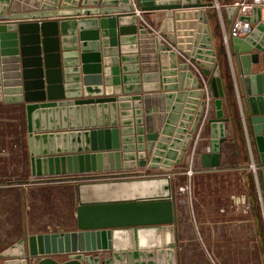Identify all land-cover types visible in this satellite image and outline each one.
<instances>
[{
  "label": "water",
  "instance_id": "1",
  "mask_svg": "<svg viewBox=\"0 0 264 264\" xmlns=\"http://www.w3.org/2000/svg\"><path fill=\"white\" fill-rule=\"evenodd\" d=\"M135 1L143 15L166 11L159 31L185 57L139 23L130 0H0V102L24 108L33 177L126 176L140 173L137 167L181 164L202 120L205 86L215 115L208 119L211 140L203 158L207 167L221 164L230 118L205 14L214 3ZM226 11L232 20L236 8ZM241 18L253 29L230 37V44L264 199L263 9ZM159 179L166 180L165 192L128 197H107V189L153 179L79 184L77 229L26 234L0 252L1 263L176 264L172 239L151 246L136 240L146 228L174 233L169 178ZM116 231H129L133 244L118 247Z\"/></svg>",
  "mask_w": 264,
  "mask_h": 264
},
{
  "label": "rangeland",
  "instance_id": "2",
  "mask_svg": "<svg viewBox=\"0 0 264 264\" xmlns=\"http://www.w3.org/2000/svg\"><path fill=\"white\" fill-rule=\"evenodd\" d=\"M23 115L19 106L10 109L0 104V117L15 119L13 123L0 124V148L9 149L10 158L15 157L13 161L18 160L19 164L27 161ZM233 136L240 160L247 163L246 170L237 162L230 167L198 170L199 142L192 143L183 162L176 164L180 166L169 172L150 170L140 176H117L111 171L74 174L69 176L74 179H67L72 182L50 183L57 185L32 193L28 208L30 229L39 233L76 230L79 184L168 177L175 203L172 253L176 264H264V213L260 205L263 198L252 166L255 160L249 141L243 135ZM1 183L5 184L2 179ZM244 219L247 222L240 223ZM163 246L169 248V243Z\"/></svg>",
  "mask_w": 264,
  "mask_h": 264
},
{
  "label": "crops",
  "instance_id": "3",
  "mask_svg": "<svg viewBox=\"0 0 264 264\" xmlns=\"http://www.w3.org/2000/svg\"><path fill=\"white\" fill-rule=\"evenodd\" d=\"M133 5L138 9L137 3L135 0H130ZM203 2H213L212 7H207L205 9V14L208 17V25L210 29V35L212 37L213 49L216 55V63L218 64L220 75L222 78V83L225 91L224 96V111L225 116L229 117L228 121V140L222 143V152H221V164L218 167H207L205 166V161L203 155L208 152L210 147L211 133L210 125L208 119L214 116V97L212 93L206 88L205 92L207 93V103L202 115V120L200 121L199 128L194 134L192 143L197 145L200 142L199 152L196 159V167L199 170H214L218 168H225L236 165L247 169V163H243L240 160L239 154L235 148H237L236 140L234 134L243 135L246 138V142L249 141V145L252 150V156L257 165V152L253 142V137L251 134V128L247 122V113L245 108V101L243 95L242 84L240 81V72L239 65L236 61L235 55L233 53L230 41L229 44L225 42L224 35L225 32H229L231 28V19L228 16L226 8L229 6L230 1L233 0H202ZM100 6V5H98ZM219 6V7H218ZM92 7V6H90ZM166 11H153L150 14L143 15L142 12L138 14L139 23H143L148 27L150 31L158 34L163 41L168 44L173 50H177L176 46L168 42L165 35L160 33V25L165 18ZM264 17V9H263ZM180 56L185 57L183 51L177 50ZM192 64V65H191ZM142 65V62H141ZM190 66L194 67L197 73L201 76V80H204L206 83L208 78L202 74L201 68L196 63H190ZM142 73V72H141ZM149 83H156L155 81ZM160 85L161 90L164 91L162 81H157ZM171 84V83H168ZM208 85V84H207ZM0 104L8 107L14 108L19 106L22 108L24 113V123H25V139H26V149H27V161L26 163H18V160L13 161L14 158H10L9 149L0 148V179L3 180V183L0 184V252L20 240L26 234L39 233L37 231L31 230L29 222V199L30 196L37 192H41L44 188L48 187L50 183H61L65 184L67 182H72L71 180H62L60 181H44L41 179L48 178H35L31 174L30 168V156L28 149V137H27V126H26V114L22 104H5L0 102ZM161 113V112H158ZM237 118V120H236ZM4 122H14V118L7 116L0 117V124ZM7 124V123H6ZM204 128V129H203ZM239 142V141H238ZM198 148V147H197ZM235 149V150H234ZM238 156V157H237ZM16 159V158H15ZM235 159V161H234ZM21 166V167H20ZM180 165H173L170 167H137L135 170L141 171V174L136 176L146 174L145 171H154V170H163L169 172L170 170L177 169ZM22 171V173L20 172ZM27 171V172H26ZM152 171V172H153ZM258 166H257V175H258ZM27 177V178H26ZM49 177V178H55ZM61 177V176H60ZM69 177V176H62ZM5 180V181H4ZM260 186V195L263 198V193L261 190V182L259 175L256 178ZM49 182V183H48ZM56 186L57 184H51L50 186ZM262 212L264 213V199L260 201ZM247 220L244 219L240 223H246ZM186 228V227H185ZM214 229V226H213ZM195 241V239H194ZM214 250V248H213ZM109 256V253H106Z\"/></svg>",
  "mask_w": 264,
  "mask_h": 264
},
{
  "label": "bare ground",
  "instance_id": "4",
  "mask_svg": "<svg viewBox=\"0 0 264 264\" xmlns=\"http://www.w3.org/2000/svg\"><path fill=\"white\" fill-rule=\"evenodd\" d=\"M166 183V180L163 179H153L145 182L140 181H133V182H127L118 184L117 186H113L111 188H108L107 190L110 191L109 194H107V197H128L131 195H134L135 191L139 192L138 195H147V194H158L160 192H165L164 185ZM111 189V190H110ZM86 187L82 188V191L85 192ZM167 191V190H166ZM108 193V192H107ZM89 198V197H86ZM131 233L129 231H116V245L118 247H126L133 244V241H131ZM169 239H172V231L170 228H163L157 229V228H146L141 229L138 232L137 242L139 245L142 246H151L158 243H163L165 241H168Z\"/></svg>",
  "mask_w": 264,
  "mask_h": 264
},
{
  "label": "built area",
  "instance_id": "5",
  "mask_svg": "<svg viewBox=\"0 0 264 264\" xmlns=\"http://www.w3.org/2000/svg\"><path fill=\"white\" fill-rule=\"evenodd\" d=\"M229 6H234L236 8V11H235L233 19L231 20L230 30L229 32H225V35H224V39L227 44H229L230 37H246L247 35L251 33L253 29L252 23L250 21L242 19L241 17L244 15H251L253 8L257 6L264 9V0H233V1H230ZM140 13L141 11L137 9V14H140ZM206 88L208 89V86H205V89ZM252 166H253L254 171L257 173L256 162H253ZM140 173H142V170L140 171Z\"/></svg>",
  "mask_w": 264,
  "mask_h": 264
},
{
  "label": "trees",
  "instance_id": "6",
  "mask_svg": "<svg viewBox=\"0 0 264 264\" xmlns=\"http://www.w3.org/2000/svg\"><path fill=\"white\" fill-rule=\"evenodd\" d=\"M67 179H74V177H55V178H48V179H41V180H44V181H46V180H67Z\"/></svg>",
  "mask_w": 264,
  "mask_h": 264
}]
</instances>
